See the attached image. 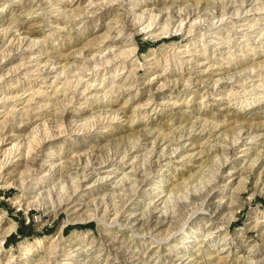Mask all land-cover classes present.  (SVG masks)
Listing matches in <instances>:
<instances>
[{
	"label": "rangeland",
	"instance_id": "374dc122",
	"mask_svg": "<svg viewBox=\"0 0 264 264\" xmlns=\"http://www.w3.org/2000/svg\"><path fill=\"white\" fill-rule=\"evenodd\" d=\"M0 234V264H264V0H0Z\"/></svg>",
	"mask_w": 264,
	"mask_h": 264
},
{
	"label": "bare ground",
	"instance_id": "6f19581e",
	"mask_svg": "<svg viewBox=\"0 0 264 264\" xmlns=\"http://www.w3.org/2000/svg\"><path fill=\"white\" fill-rule=\"evenodd\" d=\"M183 24V23H182ZM118 36V35H117ZM135 48V47H134ZM133 49V48H132ZM161 204V202H159L158 204H157V206L158 205H160ZM168 208V207H167ZM16 228V226H14V225H11V226H9L7 229H5V231H6V233L7 232H10V231H12V230H14ZM4 234H5V232H4ZM0 235H2V234H0ZM3 237V236H2ZM1 242H2V240H1Z\"/></svg>",
	"mask_w": 264,
	"mask_h": 264
}]
</instances>
